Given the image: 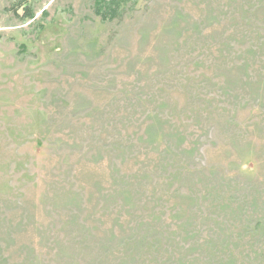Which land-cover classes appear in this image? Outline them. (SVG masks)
Instances as JSON below:
<instances>
[{"label": "rangeland", "instance_id": "rangeland-1", "mask_svg": "<svg viewBox=\"0 0 264 264\" xmlns=\"http://www.w3.org/2000/svg\"><path fill=\"white\" fill-rule=\"evenodd\" d=\"M0 0V264H264V0Z\"/></svg>", "mask_w": 264, "mask_h": 264}, {"label": "trees", "instance_id": "trees-1", "mask_svg": "<svg viewBox=\"0 0 264 264\" xmlns=\"http://www.w3.org/2000/svg\"><path fill=\"white\" fill-rule=\"evenodd\" d=\"M102 2V0H99L98 3Z\"/></svg>", "mask_w": 264, "mask_h": 264}]
</instances>
